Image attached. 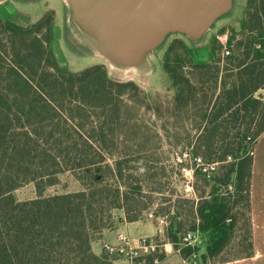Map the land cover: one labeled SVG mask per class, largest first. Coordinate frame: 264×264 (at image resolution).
I'll return each instance as SVG.
<instances>
[{
	"label": "trees",
	"instance_id": "16d2710c",
	"mask_svg": "<svg viewBox=\"0 0 264 264\" xmlns=\"http://www.w3.org/2000/svg\"><path fill=\"white\" fill-rule=\"evenodd\" d=\"M53 21L54 12L48 10L29 25L10 21L1 25L8 35L13 62L5 72L0 71V264H102L91 251V242L117 221L138 220L141 212L129 213L126 207L128 193H140L142 187L127 183L129 175L123 163L126 150L146 152L150 148L143 150V141H135L146 132L120 121L121 96L138 92L144 102L154 101L153 97L132 81L111 79L100 63L68 70L54 48ZM239 25L244 35L234 44L233 38L227 40L234 50L225 55L227 63L221 76L213 79L206 102L207 107L212 101L210 112L205 108L201 116L208 125L203 129L207 140L199 149L206 162L226 161L231 151L225 150L216 158L210 152L215 137L229 129L227 119L244 123L239 131L249 142L233 156L235 161L221 165L211 177L194 170L193 177H201L204 186L210 184L202 193L193 184L195 202L176 200L158 210H173L164 237L183 258L196 254L198 248H179L181 236L187 231L197 232L203 248L200 264L216 263L232 244L237 221L231 211L236 199L231 202L217 186L228 185L233 177L237 198L247 212L242 241L245 249L238 257L220 262L253 254L248 216L251 158L244 154L247 144H252V151L255 140L264 132V93L257 95L264 91V0H246ZM212 47L210 58L215 53ZM171 50L170 45L161 62L167 81L164 111L182 112L197 106V96L201 94L204 99L209 94L202 91L200 79L193 81L186 74L182 56L171 54ZM184 50L185 62L197 68L199 76L203 74L208 59L196 62ZM161 104L155 97L157 112ZM255 120L257 124L252 127ZM64 171L70 172L82 189L44 194L45 187L55 184L57 174ZM30 182L35 186V197L18 200L13 191ZM117 210H123V217L116 220ZM153 258L160 261L162 255H148L147 264H152Z\"/></svg>",
	"mask_w": 264,
	"mask_h": 264
},
{
	"label": "rangeland",
	"instance_id": "374dc122",
	"mask_svg": "<svg viewBox=\"0 0 264 264\" xmlns=\"http://www.w3.org/2000/svg\"><path fill=\"white\" fill-rule=\"evenodd\" d=\"M12 4L14 10L11 11L14 17H11L7 11L0 7V71L5 72V69L12 65L13 55L9 48L8 35L1 29V25L6 21H12L19 26L29 25L37 21L46 11L53 10L54 24L57 26V41L58 45L66 59L59 56L58 59L70 71H78L85 67L96 63L103 64L108 75L118 81H132L138 88L152 95L153 100L144 102L140 98V93L125 92L121 96L122 115L120 121L125 125H137L142 131L146 132L136 137L135 141H143L146 147L143 150L150 148L146 152L141 149H128L125 151L124 170L127 175V183H139L142 187L140 193H128L126 207L129 213H134L141 209L139 220L154 221L160 226H166L168 219L172 216L173 210L170 208L169 213H159V207H166L168 203H173L176 200L189 199L195 202L197 197L191 188V184H195L199 192L208 191L210 184L204 186L201 177H193L194 170L198 169L192 157V152H197L204 162L206 157L202 155V149L199 145L207 140V134L203 132L206 127L207 120L201 118L203 111L207 108L210 112L211 103L206 107V102L210 100V92L213 87V79L221 76V71L225 67L224 47L229 48L230 53L234 50V45L229 46L227 40L233 38L232 44L237 42L244 35L241 30L240 22L244 15L246 0H232L231 10L216 19L210 29L205 33L203 42L200 44L202 48L199 52L192 53L190 50V42L183 36L178 34L170 35L164 42L156 48L155 51L149 54L148 60L150 67H144L139 72L132 75H126L116 68H111L103 60L95 58L91 51L83 44H80L72 37L69 31L66 17L68 14L67 8L62 0H8ZM5 8V7H4ZM20 14V15H19ZM21 15H25L22 17ZM10 16V17H9ZM10 18V19H9ZM13 18V19H11ZM167 40V42H166ZM166 42V43H165ZM172 46L171 54L180 55L184 59L185 72L193 81L200 79L202 91L207 92L205 98H201V94L197 96L195 108L190 107L182 112H165V93H166V75L163 71L161 62L168 48ZM211 45L214 48V55L210 58ZM56 45L54 44V48ZM184 47L196 62L205 61L208 59V67L205 72L199 76L197 68H194L187 60ZM186 59V60H185ZM218 84V83H217ZM217 93L218 89H214ZM264 93L260 90L257 95ZM158 95V96H156ZM155 97L162 101L161 110H155ZM229 129L220 132L215 137V145L211 150L212 157H219L225 150L231 151V154L226 156L225 162H215V169L211 175L215 174L221 165L235 161L233 158L237 151L249 142L248 139L243 140L242 129L244 123L241 121L232 122L227 119ZM257 124V120L253 121L252 127ZM123 137H118L122 140ZM128 140V141H132ZM252 144H247L245 156H250ZM253 151V150H252ZM194 156V157H195ZM205 157V158H203ZM203 167V166H201ZM203 172V170L201 169ZM210 175V177H211ZM234 177L228 185L217 186L219 193L230 196V201L235 200V206L232 208V215L236 218V230L231 245L219 256L217 262L225 261L238 257L244 252L245 246L242 244L245 236V222L247 221V212L244 209V203L240 198H237L235 191ZM81 184L73 177V175L64 171L57 174L55 184L46 186L44 194H61L81 190ZM195 190V189H194ZM14 196L18 200H27L35 197V186L32 182L23 184L13 191ZM169 199V201H167ZM162 203V204H160ZM162 205V206H159ZM184 207V203H183ZM186 207V206H185ZM123 210H117L116 220L123 217ZM151 213L154 218H148ZM157 219H162L163 224H160ZM153 240L159 245L161 242ZM241 241V243H240ZM183 243L179 248L183 247ZM192 248H198L196 256L199 259L200 251L203 250L198 241ZM158 249V248H157ZM156 252V251H155ZM155 254H162L160 251ZM180 254V253H179ZM181 255V254H180ZM183 256V255H181ZM191 257V256H190ZM199 262V261H198ZM147 263V260H146ZM155 264V263H152Z\"/></svg>",
	"mask_w": 264,
	"mask_h": 264
},
{
	"label": "water",
	"instance_id": "95a60500",
	"mask_svg": "<svg viewBox=\"0 0 264 264\" xmlns=\"http://www.w3.org/2000/svg\"><path fill=\"white\" fill-rule=\"evenodd\" d=\"M62 1L68 11L66 23L72 37L85 45L95 58L126 75L144 67L152 70L149 54L173 34L185 37L192 53L199 52L204 48L200 44L205 33L232 8V0ZM0 3L12 14L11 2L0 0ZM57 32L54 24L56 51L66 63Z\"/></svg>",
	"mask_w": 264,
	"mask_h": 264
},
{
	"label": "crops",
	"instance_id": "0c3cea01",
	"mask_svg": "<svg viewBox=\"0 0 264 264\" xmlns=\"http://www.w3.org/2000/svg\"><path fill=\"white\" fill-rule=\"evenodd\" d=\"M252 150L248 174V216L253 254L248 258L206 264H264V132L257 137ZM120 232L128 236L131 244L141 237H149L152 240L155 238L156 241L161 242L156 252L162 253L160 254L162 260L159 261L155 258V264H200L197 256L183 258L179 251L165 241L164 226H160L154 221L139 219L117 221L111 229H104L91 242V251L95 256L101 258L102 264H125L121 257L109 255L103 250L104 243L112 245L116 243V235ZM202 252L203 250L199 252L200 255Z\"/></svg>",
	"mask_w": 264,
	"mask_h": 264
},
{
	"label": "built area",
	"instance_id": "2783aa9c",
	"mask_svg": "<svg viewBox=\"0 0 264 264\" xmlns=\"http://www.w3.org/2000/svg\"><path fill=\"white\" fill-rule=\"evenodd\" d=\"M223 54H230V50L227 47H224ZM196 166L199 170H203V174L206 177L211 175V171L215 169V162H204L200 156L193 157ZM203 166V167H201ZM193 185L191 184V188ZM193 189V188H192ZM148 218H154L151 213L148 214ZM160 224H163L164 221L162 219H157ZM199 241V237L197 232L195 231H187L181 236V242L185 245L194 246ZM158 248V244L150 239L149 237H141L135 241L134 244H131L130 239L124 233H117L116 235V243L114 245L104 243L103 250L109 255H116L121 257L125 264H146V257L148 255L154 254ZM179 251L178 249H176ZM196 254H191V257H195ZM153 263L156 262V259L153 258Z\"/></svg>",
	"mask_w": 264,
	"mask_h": 264
},
{
	"label": "flooded vegetation",
	"instance_id": "af4514ba",
	"mask_svg": "<svg viewBox=\"0 0 264 264\" xmlns=\"http://www.w3.org/2000/svg\"><path fill=\"white\" fill-rule=\"evenodd\" d=\"M0 7L2 8V9H4L5 11H6V8H4L5 7V5L4 4H2V3H0ZM11 17H14L12 14H10L9 12H7ZM9 16V17H10ZM10 19V18H9ZM11 19H13V18H11ZM10 22H12V21H10ZM14 23V22H13Z\"/></svg>",
	"mask_w": 264,
	"mask_h": 264
}]
</instances>
